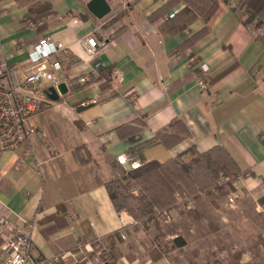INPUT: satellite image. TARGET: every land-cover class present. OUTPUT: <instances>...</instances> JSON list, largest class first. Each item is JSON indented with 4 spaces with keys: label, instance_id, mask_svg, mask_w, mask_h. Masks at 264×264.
<instances>
[{
    "label": "crops",
    "instance_id": "obj_1",
    "mask_svg": "<svg viewBox=\"0 0 264 264\" xmlns=\"http://www.w3.org/2000/svg\"><path fill=\"white\" fill-rule=\"evenodd\" d=\"M89 1L0 0V63L24 68L36 42L50 37L65 47L56 59L68 89L28 119L35 131L29 140L0 155V217L30 232L32 254L42 259L70 251L74 264L101 243L119 255L115 264H208L199 256L210 251L220 261L224 252L214 243L226 239L228 254L244 250L239 262L252 264L246 251L252 239L243 243L247 228L264 237V34L256 35L264 7L254 29L234 0H208L215 10L206 22L188 3L197 0H106L110 12L101 19L88 11ZM43 4L49 11L31 12ZM185 8L194 14L189 22L169 17ZM87 37L105 43L96 56L82 43ZM95 62L102 68L94 70ZM113 68L120 82L111 81ZM214 147L229 154L240 174L227 180L223 200L201 196L191 207L227 229L226 236L186 230L190 218L179 198L169 229L114 209L105 184L133 172L117 157L141 165L189 161V150ZM177 237L182 247L155 257V239L169 244ZM195 250L198 259L189 257Z\"/></svg>",
    "mask_w": 264,
    "mask_h": 264
},
{
    "label": "built area",
    "instance_id": "obj_2",
    "mask_svg": "<svg viewBox=\"0 0 264 264\" xmlns=\"http://www.w3.org/2000/svg\"><path fill=\"white\" fill-rule=\"evenodd\" d=\"M241 1L234 0L237 6H243ZM256 29L257 36L264 34L263 27L258 26ZM82 43L91 56H96L98 50L105 46L104 42H97L92 37L85 38ZM59 52H65L61 43L54 42L50 37H41L30 51L24 68L0 63V155L16 151L29 140L35 131L28 124V119L52 104L48 97L50 89H56L63 82L58 74L62 69L60 61L56 59ZM100 68V62L93 64L94 70ZM200 69L202 72L207 71L205 65ZM121 80V72L113 68L111 81ZM91 103H95V100H91ZM116 162L121 166L127 165L130 171L141 166L132 157L119 156ZM227 180L224 179V182ZM227 201L233 205L235 197L229 196ZM162 216L166 220L170 219L167 212H162ZM84 249L88 251L86 247ZM78 252L82 253V248L79 247ZM90 252H94V249ZM100 253L101 249H98L92 257L85 256L74 264H105L106 259L101 260ZM70 259H75L74 252L66 251L46 259L33 256L30 232L19 230L6 217H0V264H71Z\"/></svg>",
    "mask_w": 264,
    "mask_h": 264
},
{
    "label": "trees",
    "instance_id": "obj_3",
    "mask_svg": "<svg viewBox=\"0 0 264 264\" xmlns=\"http://www.w3.org/2000/svg\"><path fill=\"white\" fill-rule=\"evenodd\" d=\"M188 3H192L193 11H196L205 22L215 10V5L208 0H197L196 2L191 1ZM242 4L246 12V18L243 23L248 25L255 21L257 13L264 7V0H245ZM45 10L49 11V8L48 5L43 4L39 7L35 6L31 9V12L41 13L45 12ZM193 11L185 8L179 14H174L172 18L176 21L181 16V18L183 17L182 21L186 23L193 19ZM172 29L177 30L178 27ZM204 32L205 30L201 34ZM160 137L161 134L156 136V138ZM189 152L193 155V158L189 161H184L182 156L163 163L150 161L141 165L140 168L130 174L142 194L137 200L135 208L128 207L127 203L131 197L119 191L118 187L123 186L119 180L107 182L105 186L114 209L117 212L124 211L134 219H139V215L148 217L149 219L155 210L173 207L177 198L184 196V189L191 195L216 188L224 189L225 187H230V183L227 181L220 183V178L233 179L240 174L233 159L221 147H214L205 153H197L192 149ZM77 153L82 161L84 153L80 150ZM127 181L129 182L130 180L125 178L124 182ZM259 203H264V195L259 200ZM155 242L157 243L156 258L184 245V241L180 237L175 238L172 242L166 244V246L158 239H155ZM96 248L97 244H94L93 249L95 251ZM100 258L102 260L106 259L107 264H115L120 257L115 253L113 246H110V249L107 251L101 250ZM212 264L220 263L215 261ZM233 264L240 263L235 260Z\"/></svg>",
    "mask_w": 264,
    "mask_h": 264
},
{
    "label": "rangeland",
    "instance_id": "obj_4",
    "mask_svg": "<svg viewBox=\"0 0 264 264\" xmlns=\"http://www.w3.org/2000/svg\"><path fill=\"white\" fill-rule=\"evenodd\" d=\"M245 0H242V2H244ZM241 8H243V10L245 9L242 5H240ZM246 18V17H245ZM254 22V21H253ZM253 22H251L250 24H248L249 26L252 25L254 26V29L256 28V25L253 24ZM192 159V158H190ZM189 159V160H190ZM123 178H127L129 179L130 181L129 182H124ZM122 179H120L119 181L121 182V187H118L119 188V191L121 193H125V194H128L131 198L128 200V207L130 208H135L136 204H137V200L140 198V196L142 195L141 194V191L139 189V187L137 186V184L133 181V179L131 178L130 175H125ZM219 182L222 183L224 182V178H220L219 179ZM228 188L225 187L224 189H219V188H216V189H211L209 191H201L199 193H194V195H191L189 193H187L184 189V196L182 198H179L180 202H182V211L181 212H184L188 215V218H190L189 220L186 221V230H189V229H199L198 232L200 233H205V234H215L217 233V231L220 232V235H223V236H226L228 234V230L224 228L223 232L220 231V227H218L217 223L214 222V220L212 219V217L208 214H206L205 212H203L204 214L202 213H198L195 211V209H192L191 206H193V201L195 199H200L201 196H211V198H213V202L215 199L219 198L220 201L223 200L226 196V194L228 193ZM212 201V200H211ZM216 202V201H215ZM178 204V199L176 200V203L175 205H173V207L171 208H175ZM188 205V209L187 206ZM190 207V208H189ZM205 207V204H197V209L198 210H201L202 208ZM162 209V210H155L154 213L152 214L151 217H145V216H141L139 215L138 218L139 219H135L136 221L138 222H149L155 226H158V225H162L165 229H169L170 228V223H167L169 222V220H166L163 216H162V212H167V214L170 216V213H169V210L171 209ZM179 208V207H177ZM184 210V211H183ZM182 213V214H184ZM226 213V212H224ZM171 218V216H170ZM184 220V219H183ZM200 221V222H199ZM164 222V223H163ZM193 223V224H192ZM158 224V225H157ZM197 226V227H196ZM182 228L185 230V226H182ZM250 230L249 228H247V233H246V236L248 239H244L243 240V243L244 242H247L248 240L250 241L252 239V242H253V246L252 248H250L249 250H246L249 254H250V257L253 258V263L252 264H261L262 262V259L264 258V251L262 249V245L261 243L264 242V237L262 239L261 236H257L255 235V230H253V236H252V233H250ZM161 238V237H160ZM160 238L158 240H160ZM220 242L217 243L215 241L214 245L220 249V251L222 250L224 253L222 255H219V260L218 261L217 259V262L220 263V264H233L234 261H239L240 260V257H241V254L244 252V250H237L235 249L236 251L232 252V254H228L227 251L230 253L231 251V246L232 244H229L227 242L226 239H219ZM161 241L165 244L166 240H163L161 239ZM242 243V244H243ZM264 245V244H263ZM100 246H102V244L100 243ZM99 245H97V248L100 247ZM96 248V250H98ZM234 248V247H233ZM191 249H189V252H190ZM171 251H169L168 253H170ZM168 253H164L163 255H167ZM210 251H206V255H202V256H199V259L200 257H202V261L205 260H209L210 263L208 264H212L213 262H215V256H210ZM193 256L189 255V257L191 258H197L198 259V252L195 250L193 253ZM102 260V259H101ZM240 263V262H239ZM189 264H197V263H191L189 262ZM241 264V263H240Z\"/></svg>",
    "mask_w": 264,
    "mask_h": 264
},
{
    "label": "water",
    "instance_id": "obj_5",
    "mask_svg": "<svg viewBox=\"0 0 264 264\" xmlns=\"http://www.w3.org/2000/svg\"><path fill=\"white\" fill-rule=\"evenodd\" d=\"M88 11L96 18L101 19L110 12V8L106 0H90L87 4ZM68 89L64 82H61L56 89L51 88L49 92V99L52 102H56L59 96H63L67 93Z\"/></svg>",
    "mask_w": 264,
    "mask_h": 264
}]
</instances>
